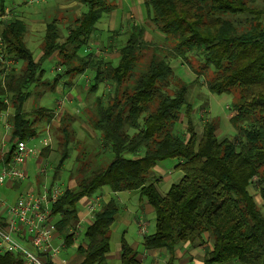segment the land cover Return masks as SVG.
Segmentation results:
<instances>
[{"label": "trees", "instance_id": "obj_1", "mask_svg": "<svg viewBox=\"0 0 264 264\" xmlns=\"http://www.w3.org/2000/svg\"><path fill=\"white\" fill-rule=\"evenodd\" d=\"M81 1L85 10L73 17L62 39L57 19L45 23L37 58L25 44L23 20L14 17L1 23L0 113L11 109L7 116L11 128L0 166L11 159L16 141L36 137V127L23 107L29 87L49 84L53 90L62 75L71 83L75 75L90 70L89 92H96L103 82L111 86L106 102L95 97L89 122L112 157L94 168L80 161L75 185L65 187L51 208L56 232L66 246L82 235L76 244L82 256L79 264H106L110 251V226L118 210L114 199L102 203L82 234L74 236L77 203L102 188L139 190L155 218L154 231L143 235L142 246L167 252L164 264H173L177 246L184 243L204 246L201 264H264V213L248 190L256 187L264 200V0H142L146 19L173 42L168 52L172 59L187 53L201 57V67H192L193 73L203 75L204 69H211L206 89L231 95L229 122L236 128L231 139H219L213 121L204 124L198 137L187 85L175 78L177 86L169 92L173 68L155 53L139 62L141 51L149 47L142 39V26H132L115 66L101 56L83 55L96 22L111 6L107 0ZM4 8L0 0V15ZM53 57L60 72L44 82L42 64ZM9 60L20 63V69L5 63ZM47 115L52 117V112ZM61 115L63 136L56 142L53 178L69 155V133ZM182 116L186 126L178 133ZM168 158L178 160L175 168L182 175L162 194L154 185L160 180L152 181L151 173L157 162ZM45 257L46 264H53ZM140 262L121 237L119 264ZM0 264H22V260L14 253H0Z\"/></svg>", "mask_w": 264, "mask_h": 264}, {"label": "rangeland", "instance_id": "obj_2", "mask_svg": "<svg viewBox=\"0 0 264 264\" xmlns=\"http://www.w3.org/2000/svg\"><path fill=\"white\" fill-rule=\"evenodd\" d=\"M107 2L110 4L111 10L104 12L96 22L90 42L81 53L83 55L91 54L95 57L101 56L105 58L106 52L116 48L120 49L124 45L133 25L142 26L144 28L142 39L148 43L149 47L141 51L139 62L143 64L152 53H155L158 57L165 59L173 68L174 79L177 78L187 85L186 99L192 104L193 114L191 119L198 137L202 133L204 124L208 121H213L217 127L216 134L219 139L225 137L233 138L236 128L229 122L231 95L226 93L215 94L206 89L205 80L210 76L211 69H204L203 75H195L193 73V68L198 69V67H201V57L187 53L184 58L172 59L168 52L173 42L171 43L169 38H166L146 19L142 5L137 8L135 15L136 0H107ZM4 4V12L0 15V30L2 21L14 17L23 20L27 30L24 38L25 44L32 51L34 58L40 55V44L46 22L57 19L59 34L60 36H65L67 27L73 17L78 16L81 11L85 10L81 0H43L35 4L30 3V0H4ZM62 36L61 39L63 38ZM154 48L158 50L155 52L153 51ZM110 58L111 65L115 66L119 57L117 56L113 60V56L107 57L108 60ZM15 64H13L15 69H20V63ZM55 65L56 58L54 57L43 62L42 67L45 71L44 82H50L55 76V72L60 70L61 66ZM91 77L92 72L85 70L75 75L71 83H69L70 78L62 75L53 90L49 88V84L31 85L29 87L30 95L23 107L27 117L33 121L37 133L35 139L33 138L34 140L30 141V145L37 146L40 137L48 135L49 138L47 153L42 148L38 151L43 152L38 153L36 157L30 158V161L28 160L27 163L30 162L29 175H32V172H37L36 161L38 165L45 164L46 172L42 176L45 184H47L46 186L50 185L49 183L53 177L52 171L58 161V154L55 150L56 142L62 141L63 136V132L60 131L62 127L60 125L61 122H59L60 112L57 107V99H63V105L66 107L60 111H62L61 118H64L63 124L66 125V131L69 133L70 146L69 155L59 170H57V176L53 183L61 188L66 185L73 186L75 170L80 161L92 164L91 167L94 168L106 165L112 157L109 150H103L105 143L100 138L98 131L92 129L89 122V116L95 107V97L99 96L103 102H106L111 94V86L107 82H103L99 85L96 92H89L86 88L90 83ZM174 79L168 89L169 92H172L177 86V81ZM66 82H68L67 85H65ZM68 94H71L72 97H67ZM37 110L40 112L38 113ZM50 111L52 112V117L47 115ZM3 114H5L4 118H0L1 153L6 152L9 146L8 135L11 125L6 128L5 123L9 124L7 116L11 114V109L4 111ZM185 126L186 119L182 116L180 122L176 125V131L182 133ZM125 156L131 157L132 155L127 153ZM177 162L176 158H168L157 162L154 166L151 176L155 178L161 177L160 181L154 183L160 193L163 194L166 191L163 189H167L180 179L182 173L175 168ZM156 166L159 168V172H156ZM155 178L152 181H156ZM103 189L105 188L98 192L101 193ZM248 190L254 196L258 208L264 213V200L258 194L256 187L249 186ZM17 193L15 191L6 192L0 187V201L8 199L5 202L12 203L16 199ZM111 194H113L111 198L115 200L118 210L110 227L109 253L114 251V248L119 244L120 237L123 236L128 244L135 247L137 255L142 257L140 264H150L149 252L144 250L142 246V237L154 231V213L147 205L145 198L140 195L139 190H125L111 192ZM82 200L77 203L78 210H83ZM103 202H100V205ZM82 239L81 235L76 238L75 244L62 248L60 254H58L59 258L67 261L68 264H75L76 261L73 259L76 257V243L79 244ZM199 247V253L195 257L196 260L201 262L204 255V246L199 245ZM164 252L153 264H164L165 256L167 255ZM106 264H119V257L117 255L115 258L109 256ZM227 264L237 263L231 261Z\"/></svg>", "mask_w": 264, "mask_h": 264}, {"label": "built area", "instance_id": "obj_3", "mask_svg": "<svg viewBox=\"0 0 264 264\" xmlns=\"http://www.w3.org/2000/svg\"><path fill=\"white\" fill-rule=\"evenodd\" d=\"M40 1L43 0H30V3L35 4ZM5 63L14 64L13 60ZM56 101L57 107L61 108L62 101L59 99ZM4 115L3 112L0 113V118H4ZM32 139L16 141L11 159L0 168V185L6 180L27 178L25 164L39 152L36 145H30ZM41 142L48 144V135ZM45 172L46 165L39 164L38 173L44 175ZM62 192L63 189L55 183L48 186L43 184L36 193L27 191L20 194L12 203L0 201V253H14L20 257L22 264H46L45 255L47 256L49 252L50 255L58 252L57 248H49L55 231L51 208L52 203ZM99 206V196L93 195L87 198L85 208L90 215Z\"/></svg>", "mask_w": 264, "mask_h": 264}, {"label": "crops", "instance_id": "obj_4", "mask_svg": "<svg viewBox=\"0 0 264 264\" xmlns=\"http://www.w3.org/2000/svg\"><path fill=\"white\" fill-rule=\"evenodd\" d=\"M136 3H137V6L135 8V15H136V12H137V8H139L140 5H142V0H136ZM142 7H143V5H142ZM133 10H134V7H133ZM109 41H111V40H109ZM116 49H113L112 51L106 52V54L104 53L105 54V56H104L105 58L104 59H106L107 61H110L111 58L109 60L107 59V57H109V56H113L112 60L114 58H116L118 56V50H119L118 48H116ZM67 97H72V95L71 94H68ZM61 101H62V107L58 109L59 112H60V114L62 113V111H60V110L62 108H66L65 105H63V99ZM8 125L5 123V127L7 126L6 128H9ZM46 136L40 137L39 144L36 146L38 148V150H40L42 148L44 149L45 147L48 146L47 144H43L41 142V140L44 137H46ZM41 152L42 151H39L38 153H41ZM3 153H5V151L2 152V153L0 152V154H3ZM35 164H36L37 172H32V175H29V173H30V162L29 163H26L25 164V170H26L27 178L22 179V180H15V181H13V180H6L4 183H2L0 185V187H2L4 189V191H6V192H9V191L18 192L17 195L15 196V198H17L20 194H23V193H25L27 191L36 193L40 189V187L43 184H45V182H44L43 176L38 173V164H37V161H36ZM1 166H0V168H1ZM156 168H157L156 172H159L158 171L159 168L157 166H156ZM52 172H54V171H52ZM54 179L55 178L52 177V180H51V182L49 184H52ZM155 179L156 180H161V177L155 178ZM74 185H75V181L73 182V186ZM73 186H70V185L67 186L66 185L65 187H73ZM65 187H63L62 189L64 190ZM167 189H163V190H167ZM94 195L99 196L100 202H102V201L107 202L108 200L113 199V198H111V196L113 194H111V191L108 188H105V189H103L101 191V193L97 192ZM82 199H83L82 200V202H83L82 203L83 204V210H80V209L78 210V223L76 225L77 226V229L75 230V233L79 232L80 235L82 234V232L84 231V229L92 222V217H90L92 215H90L86 211V208H85L87 198H82ZM4 200L6 201L8 199H4ZM0 212H1V209H0ZM53 218L55 219L54 216H53ZM74 236H75V234H74ZM121 237H123V236H121ZM121 237H120V239H121ZM75 238H77V236H75ZM66 247L67 246L64 244L62 236L59 233H57L56 232V229H55L54 233L52 234L51 240H50V246H49V248L50 249L57 248L58 249V252L56 254H54V255H50V252L48 253L49 259L52 261L53 264H68L67 261H65L63 259H60L59 256H58V254H60V252H61L60 250L62 248H66ZM119 247H120V241H119V244L117 245V247L114 248V251L112 253H108L107 254V259H108L109 256L111 258H115L116 255L119 257ZM131 247L135 249V247L133 245H131ZM199 250H200V247L199 246H192V245H189L187 243H184V244H181V245L177 246L176 252H175V259L173 261V264L174 263L175 264H201V262L198 261V260H196V257H195L199 253ZM163 251H164L163 249L149 250L148 252H149V257H150V264H153L155 262V260L162 255V252ZM166 254H167V252H166ZM137 257L141 261V258L142 257H140L139 255H137ZM165 257H166V260H167L168 254ZM73 260L76 261L75 264H79L80 261L82 260V256H80L76 252V257ZM165 261H164V263H165Z\"/></svg>", "mask_w": 264, "mask_h": 264}]
</instances>
